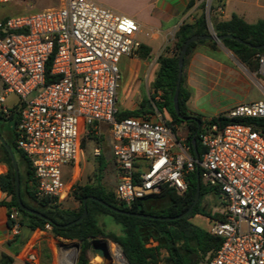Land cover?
Masks as SVG:
<instances>
[{"label": "built area", "instance_id": "built-area-1", "mask_svg": "<svg viewBox=\"0 0 264 264\" xmlns=\"http://www.w3.org/2000/svg\"><path fill=\"white\" fill-rule=\"evenodd\" d=\"M28 1L0 0V6ZM216 1L222 12L226 0H202L212 34ZM141 33L136 20L95 0H59L34 14L0 18V114L13 115L4 105L16 94L15 141L33 168L38 198L69 197L72 185L63 181L62 170L78 168L83 140L99 136L103 126L111 132L120 203L130 207L164 189L179 196L188 191L197 162L186 138L178 139L162 114L116 120L120 63L135 56ZM257 58L258 70L249 74L263 98L234 106L221 116L236 122L209 125L201 134L202 181L221 206L220 217L208 219V230L223 242L200 264H264V55ZM101 153L95 148L96 157ZM19 217L13 209L14 236L22 234ZM52 229L46 224L44 230ZM110 245L111 264H129L123 251H111Z\"/></svg>", "mask_w": 264, "mask_h": 264}, {"label": "trees", "instance_id": "trees-1", "mask_svg": "<svg viewBox=\"0 0 264 264\" xmlns=\"http://www.w3.org/2000/svg\"><path fill=\"white\" fill-rule=\"evenodd\" d=\"M194 2L192 0L191 5ZM221 5L220 1H216L212 6L211 12L212 28L217 36L231 35L253 46L264 44L263 20L249 24L239 16L233 15L229 21H220L216 16L218 14V8ZM201 9L202 14L194 23L183 24L176 33L172 53L161 56L158 59V70L152 88L156 93L162 92L161 100L155 101L154 103L147 101L146 105L143 104L140 109L135 111L118 110L116 116V120L120 121L127 118L145 117L157 111L162 114L166 124L173 127L174 131L176 130V126L186 125L189 129L186 141L191 149L192 155H194L193 136L197 134V147L200 160L205 151L201 145V134L205 132L206 128L212 124H220L223 126L236 122L235 120L225 119L222 116L206 120L202 115L191 112L187 106L191 94L184 86V78L182 79L179 96L181 114L185 117H196L201 121V126L199 127V124L195 121L184 122L180 120L174 109L173 98L178 80V58L181 49L184 43L192 36H204L211 33L206 17L205 4L203 2ZM221 44L228 51L232 52L234 57L250 71L256 72L258 70L257 56L264 55V49H252L232 39H224ZM197 45H207L211 49V52L218 49V42L216 41L206 40L192 43L188 48L184 66L188 55ZM150 52L151 50L149 48L142 45L135 56L145 59L150 56ZM47 83H50L49 79ZM152 99L154 100L155 98L153 97ZM0 117H2L1 114ZM17 121L18 117L16 116V123ZM86 139L83 140V148L85 147ZM9 145L18 159V165L20 160L25 161L26 165V178L24 179L20 175L23 204L27 208L33 209L49 219L45 220L24 212L19 208L16 197V180L12 158L5 146L1 145L0 154L2 159L0 161L7 165L8 171L0 175V189L2 194L6 196V198L0 199V206H5L9 210V228L11 229L13 226V221L10 219L13 209L19 212V221L22 229L27 228L34 232L36 230H44L46 224H51L53 227L52 233L56 238L78 241L80 243L81 251L77 264L90 263L93 244L99 239H108L118 244L122 248L129 264H200L206 257H213L222 245L223 241L221 238L212 236L209 230L196 225L192 221L196 216H202L212 220L220 217L219 214L213 215L211 212H207L202 206L206 197L213 196L217 198V196L211 188L203 183L201 170L199 171L201 179L200 200L192 213L183 219L160 221L124 216L110 211L95 201L88 200V215L82 222L68 228L58 227L70 224L83 215L84 199L87 197H95L114 208L132 213L162 218L179 217L187 212L194 203L198 185L197 168L189 175L188 191L183 196L177 195L173 190L164 189L162 194L155 197L139 199L130 207H126L120 203L116 199L114 191L106 189L101 184L100 176L95 183L84 186H73L69 196L74 198L79 207L77 210H71L62 208L61 204L51 198H38L36 196L34 172L29 160L18 150L16 141ZM99 164L98 171L102 174L107 164L103 159H101ZM26 197L30 202L26 201ZM158 203H161V206L156 207ZM102 215L112 216L122 226L123 234L119 236L106 232L99 223V217ZM16 239L21 245L25 243L21 241V235ZM2 264H13V259L3 254Z\"/></svg>", "mask_w": 264, "mask_h": 264}, {"label": "crops", "instance_id": "crops-1", "mask_svg": "<svg viewBox=\"0 0 264 264\" xmlns=\"http://www.w3.org/2000/svg\"><path fill=\"white\" fill-rule=\"evenodd\" d=\"M99 1L98 3L115 12L122 9L124 1H131L136 4V10L132 13H126V11L117 13L133 18L139 23L142 29L139 38L142 45L149 48L151 52L150 56L145 59L138 56L122 58L120 63L122 82L118 92L117 108L119 111L138 110L143 105V102L149 100V94L142 90L143 73L145 77L148 76L150 78L148 61L154 58L153 60H156V69L158 70V59L161 56L172 53L174 37L180 27L185 23H194L202 14V0H194L193 5H191L192 0ZM233 15L239 16L249 24H254L260 20L264 21V0H226L223 5V11L218 12L216 18L220 21H229ZM234 58L233 53L224 48L221 43H218V49L213 52H211V49L207 45H197L193 48L187 57L183 69L184 86L191 94L187 103L188 109L191 112L202 115L206 120H211L212 118L221 116L236 105L246 103L238 102L227 106H218L210 98L209 92L214 90L220 82H226L235 88L248 85V80L244 76V73L236 68ZM154 80L155 78L151 81L154 82ZM1 86L3 87L2 82ZM262 98L263 95L261 93L259 99ZM5 128L4 126V131ZM0 135L7 145L15 142V130L11 134L5 131L4 134ZM1 145L4 146L0 140V152ZM109 146L112 153L111 139ZM112 157L113 164L115 165L113 153ZM1 159L2 156L0 154ZM22 162L24 163V171L26 172L25 161ZM79 168L80 164L78 168L74 167V171L77 172ZM7 171V165L0 161V175L7 173ZM74 174L73 178H75ZM4 198H6L5 195L0 196V199ZM25 199L27 202H30L27 197ZM67 200L68 198L58 201V203L62 205V203L67 202L69 205L67 209H78L77 202L72 204ZM8 213L7 207L0 206V264H2L3 254L13 259V264H29L28 259L37 261L36 264H46V261L53 254L56 244L60 240L65 239L56 238L52 231L36 230L34 232L31 231L28 239L23 241L25 243L21 245L16 239L18 236H14L9 228ZM69 252V250H63V259H66L70 255Z\"/></svg>", "mask_w": 264, "mask_h": 264}, {"label": "rangeland", "instance_id": "rangeland-1", "mask_svg": "<svg viewBox=\"0 0 264 264\" xmlns=\"http://www.w3.org/2000/svg\"><path fill=\"white\" fill-rule=\"evenodd\" d=\"M97 2H100L99 0H96ZM59 5V0H32L28 1L26 3H11L7 5L0 6V18H5L9 16H15V15H24V14H34L46 7H53ZM122 10V11H121ZM119 9V13L126 11V13H132L136 10V4L131 1H124L122 5V9ZM212 23V22H211ZM210 32L211 27L209 26ZM154 58L150 59L148 61V64L150 66L149 75L150 78L147 76L145 77V74L143 73L142 77V90L149 94V100L151 103H154L155 101H160L162 98V92L156 93L153 88L152 84L153 81H151L153 78H155L157 69H156V60H153ZM234 64L236 68H238L240 71L244 73V76L248 80V85H244L240 88H235L227 84L226 82H220L219 85L212 91L209 92L210 98H212L216 105L218 106H227L229 104L238 103V102H253L260 100L259 96L261 94V90L257 84V82L253 81L251 79V75L249 72L254 73L250 71L244 64H242L240 61H238L236 58L233 59ZM1 81H0V95L3 94V87L1 88ZM39 92V91H38ZM36 92V94L38 93ZM155 98L154 100L152 98ZM144 105L147 104L146 102H143ZM7 107L11 112V117H0V134H4L5 131L9 134L13 133V130H15L16 126V115L17 110L20 107V99L16 94H9L6 98V103L4 105ZM4 126L5 128L4 131ZM189 129L186 125L176 126V130L174 133L176 134L178 139L185 138L188 135ZM12 138V137H11ZM111 139V132L110 128L108 126H103L101 130V134L99 136L92 134L91 137H87L85 141V147L83 148L82 157L80 161V168L77 170V172L74 171V168L72 165L65 166L63 168V181L65 183H68L70 186L72 185L71 189L75 185L84 186L86 184H92L97 181V178L101 176V184L108 190L114 191L115 185H116V179H115V165L113 164V157L111 153V148L109 146V142ZM11 141V139H10ZM12 144V142L10 143ZM100 147V149L103 151L99 157H96L94 154L95 148ZM103 159V161L107 164V167L105 171L100 174L99 173V166L100 161ZM19 169L20 174L25 179L26 178V172L24 171V163L20 161L19 163ZM75 172V174H74ZM73 174L74 177L73 178ZM68 202H71L72 204L75 203V200L72 196L68 197ZM79 206V205H78ZM161 206V203H158L156 207ZM203 208L206 209L207 212H211V214H219V210L221 209V206L219 204V201L217 198L213 196H208L204 199L202 203ZM62 208L67 209L69 208V205L67 202L62 203ZM209 218L206 217H194L192 221L208 230L210 227V223L207 220ZM99 223L100 226L109 233H113L116 235H122L123 229L120 224L116 222V220L110 216V215H102L99 217ZM106 242H108V245L110 243L114 244L116 247H119L121 250L122 248L112 242L108 239H102ZM76 245L80 246V243L78 241H67V240H60L54 249L53 254L49 257V259L46 261V264H66L64 263L65 260H63L64 253L63 250H69L70 255L66 259L68 261V264H77L80 251L81 249L76 248ZM123 251V250H122ZM165 255V253H163ZM66 255V254H65ZM37 261L28 259L29 264H36ZM89 264H103L101 262V257L93 254L90 256V263ZM106 264H111V261L108 260Z\"/></svg>", "mask_w": 264, "mask_h": 264}, {"label": "water", "instance_id": "water-1", "mask_svg": "<svg viewBox=\"0 0 264 264\" xmlns=\"http://www.w3.org/2000/svg\"><path fill=\"white\" fill-rule=\"evenodd\" d=\"M224 39L235 40V41L239 42L240 44H244L247 47L252 48V49H256V50L264 49V44H262L260 46H253L250 43L244 42L242 39H240L238 37L231 36V35L217 36L216 34L210 33L209 35H204V36L195 35V36H192L191 38H189L184 43V45L181 49L179 58H178L179 73H178V80H177V84H176L175 95L173 98L174 109H175V112H176V114L180 120H182L184 122L195 121L199 124V127L201 126V121L199 119H197L196 117H185V116H183L181 114L180 107H179V96H180V88H181L182 79H183L184 62H185V57H186L189 46L192 43H196L199 41H206V40H211V41H216L218 43H222V41ZM0 140L2 141V143L6 147V149L8 150V152L10 153L11 158H12L13 167H14V171H15V180H16V197H17V202H18L19 208L24 212H27L29 214L41 217L45 220H49L43 214H41V213H39L33 209L27 208L23 204L22 198H21L20 169H19L17 159H16L15 154L12 151L11 147L9 145H7V143L3 140L1 135H0ZM193 152H194L195 160L197 162V176H198L197 193H196L194 203L187 210V212H185L183 215H181L179 217H175V218H162V217H155V216H150V215H145V214H137V213H132V212H128L125 210H120V209L114 208V207L110 206L109 204L105 203L104 201H101L95 197H87L84 199V213H83V215L79 219H77L76 221H74L70 224L58 226V227L59 228H68V227H71L73 225H76V224H79L80 222H82L88 215V209H87V201L88 200L95 201V202L99 203L100 205H102L103 207L109 209L110 211H112L116 214L124 215V216H130V217H136V218H142V219L160 220V221H175V220H180V219L187 217L188 215H190L192 213V211L194 210V208L198 204V202L200 200V196H201V179H200V172H199L200 171V169H199L200 154L198 152V147H197V134H195L193 136ZM30 233H31L30 229L24 228L22 230V238H21L22 241L27 240ZM76 248L80 249V246L76 245ZM92 252H93V254H95L99 257H108V245H107V243L102 242L100 240L96 241L93 244Z\"/></svg>", "mask_w": 264, "mask_h": 264}, {"label": "bare ground", "instance_id": "bare-ground-1", "mask_svg": "<svg viewBox=\"0 0 264 264\" xmlns=\"http://www.w3.org/2000/svg\"><path fill=\"white\" fill-rule=\"evenodd\" d=\"M115 247H116V246H115L114 244L111 243V245H110V250H111V251H114V250H115ZM67 258H68V257H67ZM67 258H66V259H67ZM66 259H65V258L63 259V260H65L64 263L66 262V264H68V261H66ZM108 260H109V259H108L107 257H101V262H103V264H106V262H107Z\"/></svg>", "mask_w": 264, "mask_h": 264}]
</instances>
